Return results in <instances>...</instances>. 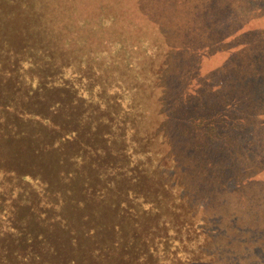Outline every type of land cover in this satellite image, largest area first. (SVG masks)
<instances>
[{"label":"rangeland","instance_id":"obj_1","mask_svg":"<svg viewBox=\"0 0 264 264\" xmlns=\"http://www.w3.org/2000/svg\"><path fill=\"white\" fill-rule=\"evenodd\" d=\"M28 1L0 0V264H129L133 252L126 251L136 247L125 245V241L134 234L133 220L123 219L114 210L111 198L131 189L141 200H149L155 186L145 178L125 185L122 179L110 175L115 188L105 197L90 200L84 188L99 180L98 168L124 160L125 155L119 151L122 137L112 131L110 120L94 123L93 118H83L88 111L100 110L91 105L87 111L90 100L68 90L74 86L71 80L59 83L60 71L53 64L56 57L46 58L43 53L30 56L31 49L37 53L41 36L57 28L55 18L59 13L52 3L44 2L36 9ZM226 4L225 0L220 4L219 0H209L201 7L200 19L206 18L207 36L202 37L196 25L184 27L191 47L181 61L183 67L140 91L163 99L153 104L164 110L160 117H170L180 129L193 127L191 138L204 137L208 166L219 158L213 150L220 147L221 139L211 140L210 134L200 131L199 120L193 116L197 109L204 108L217 120L226 118V123H220L222 132L232 140L238 136L245 139L243 144L227 143L233 153L219 154L231 161H223V166H232L221 182L228 190L233 185L236 158L242 160L252 151V139L264 144V121L249 124L250 112L242 111L239 104H244L250 86H229L232 74L245 73V53L258 57L248 58L249 62L261 60L262 52L256 50L260 47L264 51V18L247 22L242 13ZM74 49L75 53L86 52L74 45L68 53ZM150 97L146 101L152 104ZM36 111L40 113L36 115ZM237 119L245 127L235 134ZM175 127L162 133L161 148L166 154L175 151L179 155L174 143L181 134ZM67 128L75 129V133L62 138ZM131 147L133 151L138 149L136 144ZM190 147L187 143L181 153L193 154ZM216 168L215 176L220 167ZM135 262L131 257V264Z\"/></svg>","mask_w":264,"mask_h":264},{"label":"trees","instance_id":"obj_2","mask_svg":"<svg viewBox=\"0 0 264 264\" xmlns=\"http://www.w3.org/2000/svg\"><path fill=\"white\" fill-rule=\"evenodd\" d=\"M29 1L36 9L44 2L52 3L59 13L55 18L57 28L48 34L44 32L37 53L31 49L30 56L38 57L43 53L46 58L56 57L53 64L60 71L59 83L71 80L74 86L68 90L75 96L84 94L90 100L87 106L83 105L87 111L91 105L100 110L99 113L88 111L83 118H93L94 123L110 120L112 131L119 132V138L122 137L123 146L119 151L125 155L124 160L98 168L99 180L84 188L90 200L105 197L104 194L115 188L110 175L122 179L120 182L125 185L145 178L155 186V193H149V200H141L131 189L111 198L114 210L123 219L133 220L134 234L125 245L136 247L126 251L127 254L133 252L134 264H264L262 141L252 139V151L242 160L236 158L232 188L225 190L221 182L232 166H223L224 160L231 161L227 155L219 154L233 153L227 143L240 141L243 144L241 141L245 139L238 136L237 140H232L220 129L221 121L226 123V118L217 120L216 115L207 113L204 108L197 109L193 116L199 120L200 131L210 134L211 140L221 139L220 147L213 150L219 158L216 162L210 159L214 165L208 166L209 160L204 157L208 149L202 140L204 137L191 138L193 127L182 128L185 132L175 127L170 117H160L164 110L153 104L163 99L140 91L152 87L156 79L163 80L168 72L183 67L181 61L191 47L184 27L196 25L201 36H207L206 18L200 19L203 16L200 9L209 0ZM225 1L226 6L233 7L239 15L242 13L247 22L252 18H264V0ZM74 45L86 52L75 53L74 49L69 54ZM256 51L262 52L261 60L249 62L248 58L258 57L245 53V73L239 76L235 72L229 81L231 89L250 86L244 104L239 103L242 111L250 112L249 124L264 121V51L260 47ZM148 97L154 101L152 104L146 101ZM174 127L181 134L174 143L179 155L175 151L166 154L161 148L162 133ZM242 127H245L243 121L235 120V134L243 132ZM74 133L75 129L67 128L62 138ZM187 143L191 144V155L181 153ZM133 144L138 145L137 150L133 151ZM79 155L76 152L75 156ZM216 166L220 167L218 172L222 178L219 173L215 176ZM62 264L68 263L63 261Z\"/></svg>","mask_w":264,"mask_h":264}]
</instances>
